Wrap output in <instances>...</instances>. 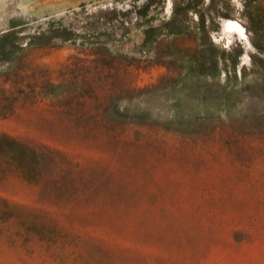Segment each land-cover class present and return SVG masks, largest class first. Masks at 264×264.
<instances>
[{"label": "rangeland", "instance_id": "obj_1", "mask_svg": "<svg viewBox=\"0 0 264 264\" xmlns=\"http://www.w3.org/2000/svg\"><path fill=\"white\" fill-rule=\"evenodd\" d=\"M141 4L0 0V135L41 174L2 167L0 264H264V0H214L205 33L181 12L147 49L174 14L113 16ZM209 43L217 68L194 71Z\"/></svg>", "mask_w": 264, "mask_h": 264}, {"label": "trees", "instance_id": "obj_2", "mask_svg": "<svg viewBox=\"0 0 264 264\" xmlns=\"http://www.w3.org/2000/svg\"><path fill=\"white\" fill-rule=\"evenodd\" d=\"M139 1H142L141 5H132L130 10L127 11H116L113 9V16L125 17L129 14H134V22L136 25L147 24L152 20V16H148V11L153 6V3L158 1L160 9H162L165 2V0H134L135 3ZM240 2L243 14L250 16L255 13L256 10L253 5L256 3V0H240ZM171 4V11L172 14H174L173 18L169 19L162 26H148L142 30V49L156 48V46L160 45L159 38L163 32L175 38L181 36L185 32L182 24L183 19H176V16L181 12L182 14L192 13L196 17L199 29L202 33L206 32L204 10L208 12L207 17L209 22L214 21L218 17H228L227 14H222V12L214 6V0H208L207 5L204 0H182L181 6H179L177 0H171ZM231 9L234 10L233 7ZM217 30L216 28L211 31L217 32ZM62 32H66V30L63 29ZM61 39L67 41L71 40V38L67 36H61ZM195 54L196 58L192 62V69L194 71L203 73L207 70H214L217 68L218 62L211 43H209L207 47L197 48ZM31 157L34 158V162L30 161ZM7 164L12 165L19 176L27 183H38L41 179L39 153L10 137L0 135V172L4 169L2 167Z\"/></svg>", "mask_w": 264, "mask_h": 264}, {"label": "bare ground", "instance_id": "obj_3", "mask_svg": "<svg viewBox=\"0 0 264 264\" xmlns=\"http://www.w3.org/2000/svg\"><path fill=\"white\" fill-rule=\"evenodd\" d=\"M168 8L171 7V0H167ZM221 34L225 35H234L241 40L246 39L242 28L234 21L231 20H223L220 25Z\"/></svg>", "mask_w": 264, "mask_h": 264}]
</instances>
